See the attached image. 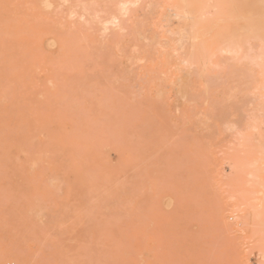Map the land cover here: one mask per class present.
Returning <instances> with one entry per match:
<instances>
[{
    "label": "rangeland",
    "instance_id": "obj_1",
    "mask_svg": "<svg viewBox=\"0 0 264 264\" xmlns=\"http://www.w3.org/2000/svg\"><path fill=\"white\" fill-rule=\"evenodd\" d=\"M180 1L0 0V264H264V40Z\"/></svg>",
    "mask_w": 264,
    "mask_h": 264
},
{
    "label": "bare ground",
    "instance_id": "obj_2",
    "mask_svg": "<svg viewBox=\"0 0 264 264\" xmlns=\"http://www.w3.org/2000/svg\"><path fill=\"white\" fill-rule=\"evenodd\" d=\"M210 1H213V3H214L213 5L215 7H217L218 9L214 14L213 19H211L209 22H207L210 24L208 26V29H207V26H204V27H198L193 31L191 41L193 40L194 44L198 43L201 40L203 41L204 39H206L210 35L209 29H214V27L219 22L226 24L227 27L230 25V26H233V28H234V30H232L230 32L228 31L227 35H225L228 38L227 39L228 40V46L226 49L228 51L233 50V48L230 44L233 45L235 43L234 38H240L246 42H248L252 39H257V38L260 40H264V26H262L260 24L261 21L259 19H258L259 22L256 20V18L254 17V14L250 11L247 0H185L184 4H182V2L180 1L181 2L180 4H182L183 6L180 8L176 7L174 10V15L176 17L181 18V19L190 18L193 21L197 22L196 20H200L202 18V16L204 15L205 9L207 8V4ZM229 6L231 7V10H230V12H227L226 10L228 9ZM166 33H168V32H166ZM191 48H193V47H191ZM251 52H253V51H251ZM253 54H254V52H253ZM259 57L260 56H258L257 58H259ZM254 58H256V56H254ZM250 60L251 59H249L248 61L246 60L245 62H249ZM178 81H179V79H178Z\"/></svg>",
    "mask_w": 264,
    "mask_h": 264
}]
</instances>
